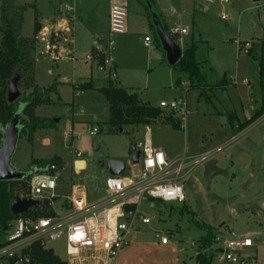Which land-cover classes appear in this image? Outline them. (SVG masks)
<instances>
[{
	"label": "rangeland",
	"instance_id": "1",
	"mask_svg": "<svg viewBox=\"0 0 264 264\" xmlns=\"http://www.w3.org/2000/svg\"><path fill=\"white\" fill-rule=\"evenodd\" d=\"M113 1L127 10L125 32L112 37L111 55L117 65V86L136 94L140 102L152 106L182 95L187 103L185 119L181 120L176 115L181 129H173L166 124L149 126L152 145L161 146L171 159L183 154L191 158L211 154L195 167L186 181L184 203L163 204L156 201L153 207L144 208L151 223L138 225L137 232L130 237V243L121 251L116 264H196L197 244L205 233L196 222L216 228L217 235L221 232L251 234L254 246L250 252L258 264H264V115L236 135L228 120L229 114H233V119L243 123L260 109L262 103L264 0H227L229 4H223L221 0L211 3L206 0H153L154 13L168 33L175 26L187 28L188 34L182 36L180 44L182 50L191 43L197 46L195 58L204 78L201 89H189L187 76L170 70L165 53L158 47L155 29L143 24V20L148 24L146 11L134 2L13 0V8H20L22 13V24L17 32L20 37L32 36L34 21L38 17L46 26L52 27V23L58 25L62 41L73 43V50L68 55L55 52L60 58L58 70L63 83L58 90L62 101L51 93L50 102L43 106V110L40 108L38 114L55 120L67 112L79 120L74 131L81 137L74 140L72 146L81 153L86 167L84 169L82 161H75L76 170L81 172L73 174L76 157L69 148L71 144H66L65 136L58 132L47 146L39 140L29 143L26 134H23L11 159L12 166L18 172L28 174L33 170L32 160L46 161L55 155L63 159L64 170L63 164L62 168L56 165L59 174L57 185L61 188L57 189L59 197L52 204V209L59 215L68 212L65 197L70 193L71 182L84 188L89 202L103 198L109 174L106 168L100 166L99 160L118 158L127 163L130 171L138 168L132 166L131 147L142 142L144 126H126L120 131H110L105 124L107 103L103 94L94 90L83 91L75 98L73 110L71 106L74 86L87 81H91L96 88L107 85L108 79L95 66L85 64L83 59L92 48L94 35H100V23L104 25L105 14ZM71 19H74L73 23ZM69 24L73 26V37L68 39L64 33L68 31ZM50 31L52 42L59 41L55 36L57 31L53 28ZM146 36L151 39L148 47L143 42ZM38 37L45 41L44 36ZM96 39L105 44L110 39L109 32L103 39ZM246 44L248 46L244 47ZM36 49L37 57L50 58L41 53L44 52L42 44H36ZM43 62L36 65L35 79L38 84L49 82L48 86L37 84L45 89L51 85L54 76L48 73V63ZM177 79L180 80L179 85ZM15 85L19 92L17 108L21 110V100L31 90L23 92L18 88V81ZM89 126L97 127L98 133L89 136ZM2 143L0 131V148ZM26 183L28 191L29 180ZM24 191L20 188L18 193L23 194ZM182 207L184 212H180ZM164 236L168 238V244L162 247L158 242ZM256 237L260 238V242H255ZM47 247L65 260L63 238ZM208 249L217 251L218 247L212 242L211 246L204 248ZM217 257L214 255L212 264H220Z\"/></svg>",
	"mask_w": 264,
	"mask_h": 264
},
{
	"label": "built area",
	"instance_id": "2",
	"mask_svg": "<svg viewBox=\"0 0 264 264\" xmlns=\"http://www.w3.org/2000/svg\"><path fill=\"white\" fill-rule=\"evenodd\" d=\"M220 2L229 4L227 0ZM126 18L125 6L113 4L109 11L110 39L105 44L102 40L95 39L90 52L85 54L83 59L85 64L89 67L95 66L114 84L118 81V75L111 55L114 45L112 37L125 32ZM187 33V28L175 26L170 29L169 35L175 36L176 43L180 45L182 36ZM150 40L149 37L144 38L146 46ZM247 46L248 44L244 47ZM51 59L58 61L59 56L53 55ZM76 91V96L82 93ZM158 107L175 113L181 120H184L188 113L183 95L169 102L161 101ZM98 131L94 126L87 128L89 136H94ZM64 135L65 143L71 144L69 148L76 157L73 161L75 175L81 170H76L74 163L82 161V155L74 150L72 143L79 140L81 134L68 130ZM148 135L149 129L146 127L142 142L134 147L139 151V157L138 162L132 163V166L138 168L130 171L126 164V169L119 176L109 175L105 180L104 196L101 200L89 202L84 188L72 182L70 193L65 197L69 207L67 214L37 219L28 217L14 219L7 231L5 244L0 247V264H8L10 260H13V264L35 263L28 252L32 244L41 242L47 246L62 238L65 244V264H116L121 251L130 243V237L137 232L138 225L151 223L144 208L153 207V202L156 201L164 204L184 203L186 181L195 167L211 155L208 153L191 158L183 154L178 158L169 159L163 150L151 144ZM37 171V174L33 171L28 191L21 197L40 202L48 200L49 206L52 207L58 199L56 194L58 168L50 163L43 168H37ZM128 171L130 173L124 176ZM213 242L218 250L208 249L203 253L218 255L217 260L220 264H258L250 252L254 241L249 233L221 232ZM158 244L165 247L168 238L165 236L160 238Z\"/></svg>",
	"mask_w": 264,
	"mask_h": 264
},
{
	"label": "trees",
	"instance_id": "3",
	"mask_svg": "<svg viewBox=\"0 0 264 264\" xmlns=\"http://www.w3.org/2000/svg\"><path fill=\"white\" fill-rule=\"evenodd\" d=\"M126 1L134 2L138 6L143 7L146 11L145 15L148 19L149 27L155 29L151 20V12H155L153 0ZM13 7V0H2V5H0V126H6L14 114L18 113V139H21L23 134H26L27 141H31L36 131L53 128L54 126V120H48L46 118L41 119L35 116L34 111L37 107L46 105L50 102L49 96L51 93H56L57 84L53 82L49 87L44 89L34 83V52L37 44L36 35L40 31L41 25L35 19L32 37H20L17 32L22 24V13L20 8L14 9ZM162 25L167 32L166 26L163 23ZM171 37L177 42L175 36ZM157 43L158 47L161 48L158 38ZM196 51L197 46L194 43L185 46L182 50V57L180 60L174 66H170L172 72L184 73L187 76L189 89H201L204 87L201 66L195 58ZM14 78H17L18 88H21L23 92L31 90L23 96L21 100L23 108L21 110L17 108L18 99L12 103L7 101L8 83ZM176 83L179 85L180 80L177 79ZM73 89L86 91L92 89V85L89 82H85L74 86ZM99 91L103 94L108 106L105 124L109 126L110 131H120L126 126H147L156 123L169 125L173 129H181V122L176 117L175 113L162 110L158 106L140 102L136 94L118 87L110 80H108L107 85L100 88ZM263 114L264 95L260 109L255 111L248 120L241 123L233 119V114H229L228 120L233 133L236 135L255 122ZM50 163L59 167L62 165L61 159L56 156L46 161L32 160V164L37 165L39 168H43ZM32 174V171L28 174H24L25 177L23 180L0 181V247L5 244L7 231L14 219L18 217L37 219L42 217H54L57 215L50 206L35 207L27 213L18 216H14L10 212V203L12 199L17 196H24L28 187L26 181L30 180ZM20 188L25 190L23 194L18 193ZM184 211L185 209L182 207L180 212ZM196 225L205 232L197 244L199 252L196 254V264H212L214 254H205L203 250L211 246L217 235V229L210 225H205L204 223L201 224L196 222ZM28 252L35 264H65L63 260L54 254L52 249H49L41 242L32 244ZM13 263V260L8 262V264Z\"/></svg>",
	"mask_w": 264,
	"mask_h": 264
},
{
	"label": "water",
	"instance_id": "4",
	"mask_svg": "<svg viewBox=\"0 0 264 264\" xmlns=\"http://www.w3.org/2000/svg\"><path fill=\"white\" fill-rule=\"evenodd\" d=\"M253 1L258 2L260 0ZM151 20L155 27L156 35L160 41L161 48L165 53L166 63L169 66H174L182 57V49L180 45L177 44L172 39V37L166 32L159 16L156 13L151 12ZM16 80L13 79L8 83L7 101L10 103L14 102L19 96V92L15 85L17 82ZM18 118L19 114L15 113L6 126L0 127V131L3 135V143L0 148V181H18L22 180L25 177L23 173L18 172L11 164V159L15 153L18 142ZM131 152V161L133 164H136L138 162L139 151L132 147ZM99 164L101 167L106 168L108 174L111 176H119L126 169V163L121 160H99ZM49 205L50 201L48 200L40 202L37 200L17 196L14 197L10 203V212L14 216H18L27 213L29 210L35 207H49ZM255 242H260V238L256 237ZM18 264L35 263L30 262Z\"/></svg>",
	"mask_w": 264,
	"mask_h": 264
},
{
	"label": "crops",
	"instance_id": "5",
	"mask_svg": "<svg viewBox=\"0 0 264 264\" xmlns=\"http://www.w3.org/2000/svg\"><path fill=\"white\" fill-rule=\"evenodd\" d=\"M113 4H115V2L113 1L112 2V4L109 6V8H108V10H107V12H106V14H105V17H104V19H105V22H104V25H102L101 23H100V35H94V38L96 39V38H104V36H105V33L107 32L108 33V25H109V11H110V8H111V6L113 5ZM62 13V12H61ZM38 22H39V24L41 25V29H40V31H39V33L36 35V40H38V42H37V44H42V49H44V52H41L42 54L43 53H46L50 58H48L47 59V56L46 57H43V56H39V57H37V55H36V50H35V52H34V58H35V62H34V81L36 82H34L36 85L38 84L37 83V81H36V79H35V77H36V74H37V67H36V65L38 64V63H40L41 61H45V62H43V63H48L47 64V67L48 68H50V69H48L49 70V74H51L52 76H54V79L51 81V83L52 82H55L56 84H57V86H56V93L54 94V96L56 97V99L57 100H59V101H62L61 100V98H60V95H59V90H58V87H59V85L61 84V83H63V80L61 79L60 80V77L62 76L61 74H60V72H59V70H58V62H59V60H60V58H59V60L58 61H54V60H52L51 59V56H56L55 55V52L58 54V52L60 51V53L61 54H64V55H68L69 53H70V51H72L73 50V43H71V42H64V41H62V39H61V28L58 26V25H56L55 23H52L53 25H52V27H50L49 25H44L39 19H38V17H36L35 18ZM104 19H103V21H104ZM73 21H74V19H71V22L73 23ZM143 24L144 25H147L148 26V24H146V22H144V20H143ZM69 28H68V31L67 32H65L64 33V36H65V38H71V37H73V26H72V24H69V26H68ZM51 28H53L54 29V31H57L56 32V34H55V36L56 37H58V39H59V41H57L56 43H53L52 42V35L50 34V30H51ZM188 34V33H187ZM186 34V35H187ZM40 35V37H42V36H44L45 37V41H41V40H39V36ZM185 36V35H184ZM32 37V36H31ZM31 37H29V38H31ZM50 37V38H49ZM147 37V36H146ZM73 41V40H72ZM151 41V40H150ZM94 42V41H93ZM93 42H92V44H93ZM144 42V41H143ZM91 44V45H92ZM144 45L146 46V44L144 43ZM41 46V45H40ZM146 47H148V46H146ZM182 49V48H181ZM41 50V49H40ZM40 53V54H41ZM59 55V54H58ZM66 58V57H65ZM115 67H116V70H117V65H116V63H115ZM169 68H170V66H169ZM170 70H171V68H170ZM172 71V70H171ZM117 72V71H116ZM63 78H64V76H63ZM90 78H92V77H90ZM119 80V79H118ZM88 82V81H87ZM50 83V84H51ZM83 83H85V82H83ZM89 83H91V85H92V89H89V90H94V91H97V92H100L99 91V89L100 88H103V87H100V88H96V87H94V84L90 81ZM48 84H49V82H48ZM48 84H46V85H44V84H38V85H40V86H48ZM225 84V83H224ZM117 85V84H116ZM39 86V87H40ZM105 87V86H104ZM42 88V87H41ZM89 90H86V91H81V92H83V93H85V92H88ZM75 92H77L76 90L74 91V93H73V97H72V102H71V106H72V110L75 108V104H74V101H75V98H77V97H79L80 95H82V93L80 94V95H78V96H76L75 95ZM90 92V91H89ZM93 92V91H92ZM95 99H97V97L95 98ZM51 104H53V103H51ZM69 103H66V105H68ZM147 104H149V103H147ZM47 105V104H46ZM43 106L44 105H41V106H39V107H37L36 109H35V114H36V116H38V117H41V118H46V117H43V115L41 114H38V113H40V108L43 110ZM69 108V107H68ZM67 113V112H66ZM64 114L62 117H57V118H55V120L53 121L54 122V126H53V128H47V129H40V130H38V131H36L34 134H33V137H32V139H31V141H29V143H32V142H37L38 140L39 141H41L42 142V144L43 145H45V146H47V145H50V143H52L51 142V138H54V135H55V133L56 132H58L59 134H65V133H68V130H71V131H73V132H75L74 131V129H75V127L77 126V124L79 123V120L78 119H75L73 116H71L69 113H67V114ZM262 117V116H261ZM260 117V118H261ZM71 118V119H70ZM49 119V118H48ZM51 119H54V117H52ZM65 119V120H64ZM257 121V120H256ZM255 121V122H256ZM255 122H253V123H255ZM156 124H159V123H156ZM149 126L150 125H147V126H144L145 128L147 127L148 129H149ZM250 126V125H249ZM249 126L248 127H246L243 131H245V130H247L248 128H249ZM1 127V126H0ZM48 133H46V132ZM145 132V131H144ZM65 136V135H64ZM144 136V135H143ZM149 140H150V142H151V144H153V141H152V138H151V132H150V129H149ZM156 148H159V149H161V150H163L164 152H165V154H166V156H167V158H169L168 157V153L165 151V149H163L161 146H157ZM56 156V155H55ZM56 157H59V156H56ZM60 159H61V161H62V164L64 165V168H63V170L65 169V163H64V161H63V159L61 158V157H59ZM175 158V157H174ZM174 158H172V159H174ZM108 159H114V160H119L118 158H113V157H109ZM169 159H171V158H169ZM37 160V159H36ZM38 160H44V159H38ZM82 160V162L84 163V169H85V167H86V162H85V160L84 159H81ZM127 164V163H126ZM37 168H38V166L37 165H32L31 166V169H33L32 170V172L34 171V174H37L38 173V171H37ZM234 175V174H233ZM58 177H59V174H58ZM23 180V179H22ZM58 181V180H57ZM72 183V182H71ZM71 185V184H70ZM58 188H61L59 185H57V189ZM56 194H57V196L59 197V194L57 193V190H56ZM21 197V196H20ZM67 203V202H66ZM67 205V204H66ZM68 210H69V207H68V205H67V207H66ZM56 213V212H55ZM57 214V213H56ZM64 261V260H63Z\"/></svg>",
	"mask_w": 264,
	"mask_h": 264
}]
</instances>
